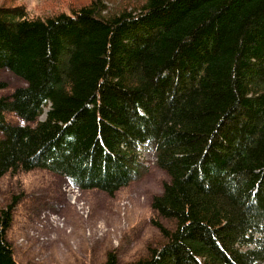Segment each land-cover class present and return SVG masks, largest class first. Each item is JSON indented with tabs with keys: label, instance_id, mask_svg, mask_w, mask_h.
<instances>
[{
	"label": "trees",
	"instance_id": "trees-1",
	"mask_svg": "<svg viewBox=\"0 0 264 264\" xmlns=\"http://www.w3.org/2000/svg\"><path fill=\"white\" fill-rule=\"evenodd\" d=\"M105 8L0 4V69L25 83L0 98V178L40 168L113 195L146 151L168 175L151 208L169 226L153 220L163 242L131 264H264V0ZM16 202L0 210V264H18Z\"/></svg>",
	"mask_w": 264,
	"mask_h": 264
},
{
	"label": "rangeland",
	"instance_id": "rangeland-1",
	"mask_svg": "<svg viewBox=\"0 0 264 264\" xmlns=\"http://www.w3.org/2000/svg\"><path fill=\"white\" fill-rule=\"evenodd\" d=\"M92 0H0L23 5L32 17L70 11ZM124 0H98L104 14ZM0 98L25 83L9 70L0 69ZM11 123H21L6 113ZM43 116L40 117L42 119ZM145 173L113 195L72 187L63 176L46 169L7 173L0 178V210L16 199L7 240L18 264H101L114 253L119 264L145 257L149 247L163 242L153 220L169 226L151 208L152 198L162 192L168 175L144 152Z\"/></svg>",
	"mask_w": 264,
	"mask_h": 264
}]
</instances>
